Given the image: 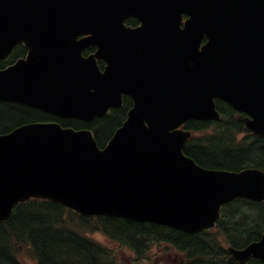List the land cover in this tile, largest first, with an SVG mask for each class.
Returning a JSON list of instances; mask_svg holds the SVG:
<instances>
[{"label":"water","instance_id":"95a60500","mask_svg":"<svg viewBox=\"0 0 264 264\" xmlns=\"http://www.w3.org/2000/svg\"><path fill=\"white\" fill-rule=\"evenodd\" d=\"M149 13L143 28H121ZM19 43L29 57L0 71V100L84 121L119 106L122 93L135 104L103 149L89 130L57 124L0 135V221L42 199L199 233L232 200L264 199L263 171L202 168L183 153L190 132L178 129L218 119L220 99L264 137V0H0V60ZM88 46L98 52L85 59ZM94 57L109 63L106 74ZM228 252L264 263V233Z\"/></svg>","mask_w":264,"mask_h":264},{"label":"trees","instance_id":"16d2710c","mask_svg":"<svg viewBox=\"0 0 264 264\" xmlns=\"http://www.w3.org/2000/svg\"><path fill=\"white\" fill-rule=\"evenodd\" d=\"M217 105L222 115L220 121L185 124L194 136L184 153L207 169L238 172L256 168L264 172V138L246 131L241 115L229 106L221 102ZM48 118L33 108L0 103V134ZM123 118V109H118L91 122H67L76 129H90L97 144L103 146ZM263 232L264 201L234 200L223 206L215 230L187 234L124 219L82 217L53 202L30 200L18 205L7 221L0 222V264H23L19 260L22 251L36 264H123L111 248L88 237L94 233L132 250L136 255L133 263L143 259L151 245L166 243L184 254L187 264H262L253 259L235 261L227 247L240 249L257 241Z\"/></svg>","mask_w":264,"mask_h":264},{"label":"rangeland","instance_id":"374dc122","mask_svg":"<svg viewBox=\"0 0 264 264\" xmlns=\"http://www.w3.org/2000/svg\"><path fill=\"white\" fill-rule=\"evenodd\" d=\"M101 244L107 245L114 251L117 259L123 264H133L135 255L134 252L127 248L119 247L118 245L110 242L108 239L101 235L94 236ZM20 258L23 259L27 264H34L26 251L20 254ZM187 264L184 254L178 253L173 248L165 244L153 245L149 250L146 260L139 264Z\"/></svg>","mask_w":264,"mask_h":264},{"label":"flooded vegetation","instance_id":"af4514ba","mask_svg":"<svg viewBox=\"0 0 264 264\" xmlns=\"http://www.w3.org/2000/svg\"><path fill=\"white\" fill-rule=\"evenodd\" d=\"M26 55V51H25V54H24V51L21 50V52L19 53V56H25ZM28 123V122H27ZM25 124V123H24Z\"/></svg>","mask_w":264,"mask_h":264},{"label":"bare ground","instance_id":"6f19581e","mask_svg":"<svg viewBox=\"0 0 264 264\" xmlns=\"http://www.w3.org/2000/svg\"><path fill=\"white\" fill-rule=\"evenodd\" d=\"M5 134H7V133H5ZM5 134H1V135H5Z\"/></svg>","mask_w":264,"mask_h":264}]
</instances>
